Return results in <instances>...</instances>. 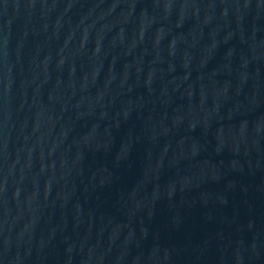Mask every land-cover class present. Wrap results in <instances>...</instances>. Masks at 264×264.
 <instances>
[{
  "label": "water",
  "instance_id": "obj_1",
  "mask_svg": "<svg viewBox=\"0 0 264 264\" xmlns=\"http://www.w3.org/2000/svg\"><path fill=\"white\" fill-rule=\"evenodd\" d=\"M0 264H264V0H0Z\"/></svg>",
  "mask_w": 264,
  "mask_h": 264
}]
</instances>
